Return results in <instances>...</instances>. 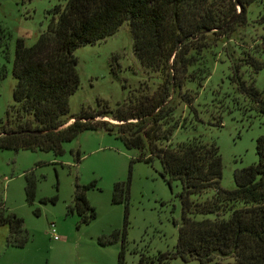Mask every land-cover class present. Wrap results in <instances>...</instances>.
<instances>
[{"label":"rangeland","instance_id":"374dc122","mask_svg":"<svg viewBox=\"0 0 264 264\" xmlns=\"http://www.w3.org/2000/svg\"><path fill=\"white\" fill-rule=\"evenodd\" d=\"M65 1L0 0V123L9 118L13 105L15 40L31 46L55 18L52 9H61ZM263 16L264 0H256L227 29L206 33L196 43V62L180 89L190 105L173 100L170 123L176 127L161 143L175 146L193 137L215 143L221 160L219 186L226 190L234 188L235 170L256 161L254 141L264 130V115L231 81L232 66L237 65L244 83L252 84L264 99V67L254 71L244 63L264 61ZM72 55L79 84L68 98L69 115L96 108L97 98L113 109L139 83L146 95L161 83L160 73L143 67L134 56L127 21L106 38L77 46ZM185 79L190 81L184 84ZM97 120L118 124L109 118ZM61 149L60 154L0 149V205L22 219L26 234L24 244L15 246L7 242V228L0 226V264H117L120 251L122 264H136L140 254L152 257L173 249L181 214L180 183H165L155 157L150 162L140 159V150L126 148L115 133L102 128L80 131ZM27 180L34 183L30 202L25 197ZM90 184L84 195L94 218L82 223L76 211L67 208L75 185ZM116 185L120 189L115 193ZM114 194L118 202L112 201ZM211 194L208 189L190 199ZM202 217L211 218L195 219ZM231 262L216 259L207 264ZM164 264L199 263L176 258Z\"/></svg>","mask_w":264,"mask_h":264},{"label":"trees","instance_id":"16d2710c","mask_svg":"<svg viewBox=\"0 0 264 264\" xmlns=\"http://www.w3.org/2000/svg\"><path fill=\"white\" fill-rule=\"evenodd\" d=\"M254 1L66 0L61 9H52L55 18L49 20L31 46H25L22 39L15 40L11 65L15 80L13 105L9 118L0 123V149L60 154L61 144L82 130L102 128L113 132L126 148L140 150V159L150 162L155 157L160 165L158 173L168 186L171 180L180 183L177 196L181 214L173 249L152 257L140 254L136 264H164L176 258L195 259L199 264L216 259L232 260L226 264H264V130L254 141L256 161L232 173L234 188L230 190L219 186L221 160L215 143L193 137L175 146L161 144L176 127L170 123L173 100L190 105L180 89L182 78L196 62V43L206 33L224 31L225 26L227 29ZM124 21L129 25L134 56L143 67L160 73V85L146 95L139 83L113 109L97 98L96 108H81L69 115L68 98L79 84L73 50L106 38ZM260 23H264V16ZM261 51L264 53V41ZM244 63L254 71L264 67V61ZM238 69L232 66L231 81L264 115V99L252 84L244 83ZM97 118H109L118 124ZM33 186L32 180L26 181L28 202L33 197ZM89 186L92 184L75 185L72 206L67 208L69 212L75 210L82 223L94 218L84 195ZM119 189L116 185L114 192ZM208 189L212 190L209 197L190 199ZM112 201H119L116 194ZM196 215L211 218L195 219ZM0 226L7 228L9 244L22 246L26 241L22 219L4 212L1 205ZM121 253L117 264H122Z\"/></svg>","mask_w":264,"mask_h":264},{"label":"water","instance_id":"95a60500","mask_svg":"<svg viewBox=\"0 0 264 264\" xmlns=\"http://www.w3.org/2000/svg\"><path fill=\"white\" fill-rule=\"evenodd\" d=\"M239 10H240V8L238 7V11H239ZM232 20H233V18H232V19H230V20H229V22H231ZM229 22H228V23H229Z\"/></svg>","mask_w":264,"mask_h":264},{"label":"crops","instance_id":"0c3cea01","mask_svg":"<svg viewBox=\"0 0 264 264\" xmlns=\"http://www.w3.org/2000/svg\"><path fill=\"white\" fill-rule=\"evenodd\" d=\"M70 122H71V120H70V121H68V122H67V124H69Z\"/></svg>","mask_w":264,"mask_h":264},{"label":"built area","instance_id":"2783aa9c","mask_svg":"<svg viewBox=\"0 0 264 264\" xmlns=\"http://www.w3.org/2000/svg\"><path fill=\"white\" fill-rule=\"evenodd\" d=\"M53 238H56V237L53 235Z\"/></svg>","mask_w":264,"mask_h":264}]
</instances>
